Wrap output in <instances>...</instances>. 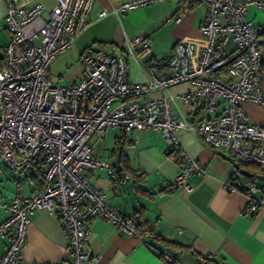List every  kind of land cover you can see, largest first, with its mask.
I'll return each mask as SVG.
<instances>
[{
  "label": "built area",
  "instance_id": "2783aa9c",
  "mask_svg": "<svg viewBox=\"0 0 264 264\" xmlns=\"http://www.w3.org/2000/svg\"><path fill=\"white\" fill-rule=\"evenodd\" d=\"M169 0H122L110 11L119 14ZM204 4L206 17L200 25V42L178 41L159 75L151 62L141 64L144 80L130 82L128 66L139 51L150 48L147 37L127 39L119 55L101 50L80 57L81 75L72 85L53 84L48 69L58 55L69 50L90 21L94 0H56L46 9L41 2L20 5L6 1L3 25L8 33L4 59L0 63V158L10 172L25 178L39 174V189L20 191L0 209L9 215L0 222V238L6 237L0 264H62L30 262L22 258L27 227L36 209L56 211L69 237V264H85L90 235L87 223L95 216L109 221L124 235L143 242L153 238L149 229L111 206L106 194L88 182V171L104 167L112 187L126 182L128 174L110 161L93 155L91 137L102 138L109 128L125 131L152 129L170 150L184 160L175 186L191 187L193 174L205 168L181 144L178 131H194L215 153L231 154L239 166L255 165L264 170V128L250 122L241 109L242 101L264 107L261 87V49L258 34L264 23L255 25L247 17L250 6L264 10L262 0H178ZM103 9V17L110 12ZM231 38L235 49L227 52ZM187 82L191 94L186 103L201 105L206 112L193 124L175 116L167 98L152 99L153 90ZM232 189V184L227 183ZM251 212L264 209V183L241 184ZM176 250L164 253L172 259ZM206 259V258H205ZM205 259H202L203 262Z\"/></svg>",
  "mask_w": 264,
  "mask_h": 264
},
{
  "label": "crops",
  "instance_id": "0c3cea01",
  "mask_svg": "<svg viewBox=\"0 0 264 264\" xmlns=\"http://www.w3.org/2000/svg\"><path fill=\"white\" fill-rule=\"evenodd\" d=\"M6 1L0 0V63L8 41L3 25ZM36 1L46 9L56 3V0H18V3L28 5ZM121 1L94 0L88 15L90 24L77 36L71 48L54 60L69 66L78 56V65L65 75V85L79 80L83 53L101 50L119 55L127 39L136 35L147 37L150 48L139 51L136 60L130 61V82L144 80L141 69L144 62L153 63L159 75L165 74V62L178 41L200 42L199 28L206 17L204 4L169 0L119 14L111 12V6ZM103 9L110 12L99 17ZM247 17L258 26L264 23V10L250 6ZM225 49L227 52L235 49L231 38L227 39ZM66 53H71V57ZM61 55L64 56L60 58ZM60 77L53 84H61ZM261 87L264 90V70ZM192 92L191 84L179 82L167 89L153 90L148 96L167 98L173 114L193 124L202 116L214 115L222 109V101L212 113L206 112L201 105L186 103L182 95ZM240 106L250 122L264 128V107L251 101H242ZM177 134L187 153L205 168L203 175L189 177L191 187L187 190L175 186L184 160L170 150L158 132L113 127L107 129L102 138L96 134L91 137L93 155L102 162H112L126 172L128 178L125 183L112 187L106 168L98 167L88 171V182L106 194L111 206L143 223L153 238L143 242L135 236L124 235L109 221L95 216L87 223L90 235L85 244L88 254L85 264H165L159 253L174 249L176 264H201L199 261L205 258L212 264H264V209L249 211L247 196L238 188L241 184L264 183L261 177L264 170L259 168L254 176L249 175V169L239 166L231 154L215 153L196 132L179 130ZM18 177L6 169L0 158V189L6 204L19 191L28 195L41 185V181L33 177L20 175L17 180ZM229 182L232 189L227 188ZM8 215V210L1 208L0 222ZM6 243V237L0 238V255ZM21 254L30 262L70 263L69 237L56 211L50 212L44 207L35 210Z\"/></svg>",
  "mask_w": 264,
  "mask_h": 264
},
{
  "label": "trees",
  "instance_id": "16d2710c",
  "mask_svg": "<svg viewBox=\"0 0 264 264\" xmlns=\"http://www.w3.org/2000/svg\"><path fill=\"white\" fill-rule=\"evenodd\" d=\"M258 38H259V44H260V49H261V69L264 70V29H262L260 31V33L258 34ZM86 53V52H85ZM84 54V53H83ZM246 166H249L251 167L249 169V175H252L254 176V174L257 173V171H260L259 167L258 166H255V165H246ZM35 180H37V182L41 181L40 177H39V174H37L36 176L33 177ZM139 226L142 227L143 223L141 222H137ZM169 243V242H167ZM166 252H169L168 250H165V251H161L159 253L160 257L163 259L164 263L165 264H176V260L175 258L173 257L172 259H165L164 258V253ZM201 264H212L210 263L207 259H205L203 262L202 261H199Z\"/></svg>",
  "mask_w": 264,
  "mask_h": 264
},
{
  "label": "rangeland",
  "instance_id": "374dc122",
  "mask_svg": "<svg viewBox=\"0 0 264 264\" xmlns=\"http://www.w3.org/2000/svg\"><path fill=\"white\" fill-rule=\"evenodd\" d=\"M67 57H71V53H66L65 54ZM64 55H61V57H63ZM73 57V55H72ZM75 61H72V65L66 66L63 61L57 62V61H53L50 65V75H49V79L52 83H55L58 80V76L61 75L62 77H60L59 81L61 84H66V73L68 70L74 68L75 66L78 65V56L74 59ZM247 169H250L251 167L249 166H245Z\"/></svg>",
  "mask_w": 264,
  "mask_h": 264
},
{
  "label": "water",
  "instance_id": "95a60500",
  "mask_svg": "<svg viewBox=\"0 0 264 264\" xmlns=\"http://www.w3.org/2000/svg\"><path fill=\"white\" fill-rule=\"evenodd\" d=\"M262 178H264V176H261Z\"/></svg>",
  "mask_w": 264,
  "mask_h": 264
}]
</instances>
